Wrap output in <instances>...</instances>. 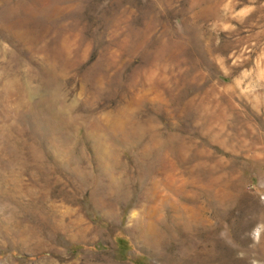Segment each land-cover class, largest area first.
Returning a JSON list of instances; mask_svg holds the SVG:
<instances>
[{"label": "rangeland", "instance_id": "rangeland-1", "mask_svg": "<svg viewBox=\"0 0 264 264\" xmlns=\"http://www.w3.org/2000/svg\"><path fill=\"white\" fill-rule=\"evenodd\" d=\"M0 264H264V0H0Z\"/></svg>", "mask_w": 264, "mask_h": 264}]
</instances>
